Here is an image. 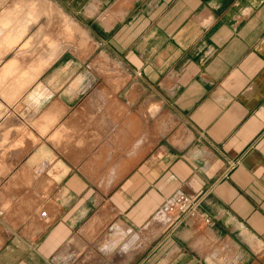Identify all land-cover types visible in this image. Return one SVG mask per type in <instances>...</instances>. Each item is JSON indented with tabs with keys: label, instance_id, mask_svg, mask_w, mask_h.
<instances>
[{
	"label": "crops",
	"instance_id": "0c3cea01",
	"mask_svg": "<svg viewBox=\"0 0 264 264\" xmlns=\"http://www.w3.org/2000/svg\"><path fill=\"white\" fill-rule=\"evenodd\" d=\"M16 8L0 264H264V0ZM178 193L196 216L165 214Z\"/></svg>",
	"mask_w": 264,
	"mask_h": 264
},
{
	"label": "built area",
	"instance_id": "2783aa9c",
	"mask_svg": "<svg viewBox=\"0 0 264 264\" xmlns=\"http://www.w3.org/2000/svg\"><path fill=\"white\" fill-rule=\"evenodd\" d=\"M198 200H191L183 193L176 194L169 203L164 207L165 214L172 216L182 214L189 217H194L197 214ZM207 222V220H205ZM173 226L176 223L172 224Z\"/></svg>",
	"mask_w": 264,
	"mask_h": 264
},
{
	"label": "bare ground",
	"instance_id": "6f19581e",
	"mask_svg": "<svg viewBox=\"0 0 264 264\" xmlns=\"http://www.w3.org/2000/svg\"><path fill=\"white\" fill-rule=\"evenodd\" d=\"M31 1V0H30ZM17 2H19V1H17ZM26 2V1H25ZM20 4V3H19ZM26 4V3H25ZM40 4V3H39ZM24 6V5H23ZM44 6V5H43ZM17 7H18V5H17ZM31 7V6H30ZM51 8H52V6H50ZM49 7V8H50ZM20 8V7H19ZM32 9H33V7H32ZM10 10V9H9ZM9 10H8V12H9ZM43 10V9H42ZM53 10H54V8H53ZM12 11V10H11ZM19 11V10H18ZM41 11V10H40ZM39 12V11H38ZM49 12V11H48ZM36 13V12H35ZM45 13V12H44ZM56 13V12H55ZM16 14H17V8L14 10V12H11V13H8V14H5V15H3V19L2 20H0V30H2V29H5L4 27H7L9 24H10V22H11V20L13 21L14 20V17L16 16ZM31 14V13H30ZM40 14V13H39ZM19 15V14H18ZM20 16V15H19ZM18 16V17H19ZM48 16V15H47ZM2 17V16H1ZM34 17V16H33ZM38 17V16H37ZM17 19V18H16ZM19 19V18H18ZM23 19V18H22ZM52 19V18H51ZM60 20V19H59ZM53 22V21H52ZM67 22V21H66ZM46 23V22H45ZM49 23H51V21L49 22ZM49 25V24H48ZM54 25V24H53ZM67 25V24H66ZM11 27H12V25H11ZM38 27V26H37ZM54 27H56V25L54 26ZM15 28V27H14ZM20 29V28H19ZM58 29H60V28H58ZM62 29V28H61ZM64 29V28H63ZM23 30V29H22ZM7 31V30H6ZM46 31H48V30H46ZM57 31V30H56ZM1 32V31H0ZM8 32H9V30H8ZM43 32V31H42ZM3 33V32H2ZM23 33H25L24 31H23ZM62 33V32H61ZM67 33V32H66ZM4 34V33H3ZM6 34V33H5ZM19 34V33H18ZM17 34V35H18ZM54 34V33H53ZM52 34V35H53ZM57 34H58V32H57ZM7 35V34H6ZM9 35V34H8ZM7 35V36H8ZM64 35V34H63ZM69 35V34H68ZM5 36V35H4ZM46 36V35H45ZM55 36V35H54ZM74 37V36H73ZM5 39H6V37H5ZM36 39V38H35ZM40 39V38H39ZM2 40V39H1ZM54 40V39H53ZM86 40V39H85ZM14 41V40H13ZM26 41H28V39H26ZM48 41V40H47ZM50 41V40H49ZM11 42V41H10ZM19 42V41H18ZM72 42V41H71ZM5 43V42H4ZM22 43V42H21ZM26 43H28V42H26ZM36 43V42H35ZM76 43V42H75ZM31 44V43H30ZM48 44V43H47ZM59 45V44H58ZM10 46H11V44H10ZM13 46H14V44H13ZM31 46V45H30ZM29 46V48H32V47H30ZM34 46V45H33ZM2 47V46H1ZM45 47V46H44ZM88 47V46H87ZM9 48V47H8ZM10 48H12V47H10ZM66 48V47H65ZM46 50V49H45ZM48 50V49H47ZM29 51V50H28ZM28 51H26V52H28ZM58 51V50H57ZM25 52V51H24ZM40 52V51H39ZM84 52V51H83ZM1 53V52H0ZM9 53V52H8ZM37 53V52H36ZM35 56V55H34ZM54 56V55H53ZM25 59V58H24ZM50 59V58H49ZM25 60H28V59H25ZM51 63V62H50ZM105 64V63H104ZM22 78V77H21ZM3 86V85H2ZM13 86V85H12ZM5 87V86H4ZM26 87V86H25ZM21 89V88H20ZM3 90V89H2ZM6 93V92H5ZM102 95V94H101ZM16 96V95H15ZM33 98V97H32ZM11 99V98H10ZM60 119V118H59ZM130 127V126H129ZM13 134V133H12ZM122 135V134H121ZM163 216V215H162ZM162 216H161V219H162ZM165 217H167V216H165ZM158 219H160V218H158ZM157 219V220H158ZM167 219V218H166ZM165 219V220H166ZM159 221V220H158ZM161 221V220H160ZM159 221V222H160ZM167 221V220H166ZM160 224V223H159ZM158 223H157V225H159ZM161 224H162V222H161ZM159 228V227H158ZM158 228H157V230H158ZM74 240V239H73ZM75 244V243H74Z\"/></svg>",
	"mask_w": 264,
	"mask_h": 264
},
{
	"label": "clouds",
	"instance_id": "9594fccd",
	"mask_svg": "<svg viewBox=\"0 0 264 264\" xmlns=\"http://www.w3.org/2000/svg\"><path fill=\"white\" fill-rule=\"evenodd\" d=\"M106 248H107V244H105V245L101 248V251H105ZM125 250H127V249H126V246H125Z\"/></svg>",
	"mask_w": 264,
	"mask_h": 264
}]
</instances>
